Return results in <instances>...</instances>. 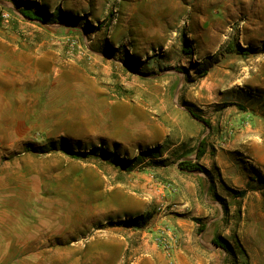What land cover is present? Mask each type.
Returning <instances> with one entry per match:
<instances>
[{"label": "rangeland", "instance_id": "1", "mask_svg": "<svg viewBox=\"0 0 264 264\" xmlns=\"http://www.w3.org/2000/svg\"><path fill=\"white\" fill-rule=\"evenodd\" d=\"M145 213L166 264H264V0H0V264H147Z\"/></svg>", "mask_w": 264, "mask_h": 264}, {"label": "trees", "instance_id": "2", "mask_svg": "<svg viewBox=\"0 0 264 264\" xmlns=\"http://www.w3.org/2000/svg\"><path fill=\"white\" fill-rule=\"evenodd\" d=\"M58 15H61V10L56 8ZM20 13L28 19L31 20H41V17L37 14V12L35 11V9H33L32 7H28L26 9H21ZM213 63H204L201 65V68L203 67V69H200L198 71L199 75H204L208 72V70L213 66ZM192 115V117L200 119L199 117H197L196 115L190 113ZM205 153V149H204V142L201 141L198 148L196 149V163H193L191 161H181L178 164V167L180 170L184 171V172H194V171H202V172H206V170L200 166L198 164V162L200 161V159L204 156ZM66 154L74 159V160H79V161H84L87 162L89 161L91 158H96V159H102V160H109V158L114 157V154L105 151L102 147H94L89 151L86 152H73V151H66ZM110 161V160H109ZM114 164H116L117 166L123 168V170L130 172L132 169H126L125 166V162L128 161H121V159H119L118 157L115 156V160L113 161ZM238 196H242L243 193H236ZM152 219V215L150 213H145V214H139L135 217H131V218H126L125 220L122 221L121 225H123L125 228L127 229H134V230H139V229H144L146 226H148L149 222ZM194 222L199 223L200 220L199 219H193ZM204 229V226H201L199 228V231H202ZM213 243L217 246H220L215 240H213Z\"/></svg>", "mask_w": 264, "mask_h": 264}, {"label": "crops", "instance_id": "3", "mask_svg": "<svg viewBox=\"0 0 264 264\" xmlns=\"http://www.w3.org/2000/svg\"><path fill=\"white\" fill-rule=\"evenodd\" d=\"M158 187L160 188L161 186L158 185ZM171 187V186H170ZM161 189H166L167 192H169V188H164V186L161 187ZM174 189V187H173ZM169 219L168 222H174L175 224H180L179 221H177L176 219L171 220ZM159 220H157L158 222ZM150 223V222H149ZM160 223V221L158 222ZM146 230H135L134 232H132L131 234H141V240L144 239L145 237L147 238V240L142 241V243L140 245H137L136 247H134V245L132 244V242H127L126 239H123V243H122V248H121V257L124 258L125 255L127 254V259L129 261H132L133 259H138V258H145V263L147 264H154L156 261L155 260H159L158 264H166L165 263V257H164V253L161 252L160 250H158V252H151L150 247H152L154 249L155 245L150 246L149 245V241H151V236L155 235L157 233V229H148V227L145 228ZM153 231L152 234H149L148 232ZM145 231H148L145 233ZM156 253V254H155ZM179 248L177 247H173L172 252H170V255L172 256V261H176L179 255ZM155 255V257L153 256ZM157 258V259H156Z\"/></svg>", "mask_w": 264, "mask_h": 264}, {"label": "built area", "instance_id": "4", "mask_svg": "<svg viewBox=\"0 0 264 264\" xmlns=\"http://www.w3.org/2000/svg\"><path fill=\"white\" fill-rule=\"evenodd\" d=\"M159 231V230H158ZM159 237L156 238V244L165 252L170 253L174 247V240L175 238L171 236V230L169 229H160Z\"/></svg>", "mask_w": 264, "mask_h": 264}, {"label": "bare ground", "instance_id": "5", "mask_svg": "<svg viewBox=\"0 0 264 264\" xmlns=\"http://www.w3.org/2000/svg\"><path fill=\"white\" fill-rule=\"evenodd\" d=\"M150 6H151L152 9H155L158 6V3L156 1H154L153 3L150 4ZM145 36H146L145 40L149 39V37H150L148 34H145Z\"/></svg>", "mask_w": 264, "mask_h": 264}]
</instances>
